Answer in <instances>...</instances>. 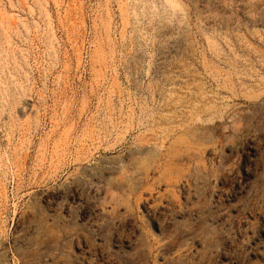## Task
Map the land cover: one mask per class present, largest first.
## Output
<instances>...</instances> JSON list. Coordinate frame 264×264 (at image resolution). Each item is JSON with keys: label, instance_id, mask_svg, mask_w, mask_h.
Segmentation results:
<instances>
[{"label": "rangeland", "instance_id": "rangeland-1", "mask_svg": "<svg viewBox=\"0 0 264 264\" xmlns=\"http://www.w3.org/2000/svg\"><path fill=\"white\" fill-rule=\"evenodd\" d=\"M0 264H264V0H0Z\"/></svg>", "mask_w": 264, "mask_h": 264}]
</instances>
